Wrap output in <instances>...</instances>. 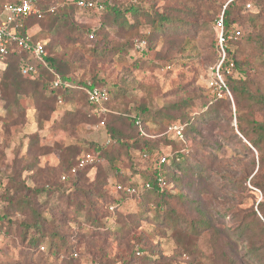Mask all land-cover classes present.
<instances>
[{
	"label": "rangeland",
	"instance_id": "rangeland-1",
	"mask_svg": "<svg viewBox=\"0 0 264 264\" xmlns=\"http://www.w3.org/2000/svg\"><path fill=\"white\" fill-rule=\"evenodd\" d=\"M8 1L11 0H0V4ZM231 1L234 0H144L143 3L147 9L159 13L190 7L199 23L209 24ZM121 5L127 7L128 3L123 0ZM71 16L74 24L83 30L90 29L97 33L102 24L98 36L89 42L83 35L77 44H71L65 39L69 29L64 28L63 33L51 38L52 43L46 49L48 54L69 66L70 75L88 81L94 78L96 82L106 85L113 95H117L113 101L114 109L135 112L140 116L144 113L154 131L161 130L169 122L182 120L183 116H201L213 97L231 100L228 90L223 87L225 77L219 71L221 51L214 27V34L204 28L189 45L179 40L174 43L178 47H173L159 39L155 41L154 49L148 50L147 43V53L144 55L136 51L128 57L123 53L124 48L128 46L131 49L133 40L145 37L150 32L143 21L137 29H129L128 25L115 27L111 21H103L92 12L76 10ZM125 18L127 24L133 22L129 15ZM189 18L191 20L192 17ZM239 29L242 35L244 29ZM40 31V25L28 29L30 35H39ZM100 36L105 39L98 41ZM42 40L46 44L49 42L48 38ZM230 48L236 50L235 47ZM105 50H112L116 54L106 55ZM158 53L173 60L171 70L163 69L168 61L159 60L157 68L151 67ZM251 75L264 84V66L257 67V73L252 70ZM232 76L239 78V74ZM3 88L0 85V193L9 186L8 178L16 174L31 188L49 181L57 186L62 168L74 166L81 157L80 153L93 149V145L102 146L109 141L106 131L85 118L82 112L71 121H64L65 112L79 109L77 103H60L47 118V113H38L29 96L20 97L25 111L7 114L5 107L9 94L4 96ZM7 91L11 93L12 90ZM44 95L48 97L49 93ZM41 103H46V99H42ZM226 110H221L214 118L198 119L184 144L177 145L193 159L207 164L208 172L202 175L186 171L175 173L170 195L163 198L162 210L158 211L157 196L148 193L141 199L124 202L112 218L92 223L83 210L75 211L76 206L70 207L69 212L62 216L65 205L61 200L58 202L59 193L41 196L36 202L43 216L48 221L55 220L63 234L68 235L69 241L71 237L77 243V253L66 260L40 252L30 254L26 248L28 241L22 240L23 228L20 226L27 218L24 214L10 211V223L0 221V264H216L218 250L224 241H228L222 230L232 225L228 215L255 208L262 200L259 191H248V182L245 184L247 189L238 185L250 172L252 157L233 137L231 129L236 123L233 117L229 121ZM231 111L234 114L233 108ZM242 114L250 113L243 110L239 115ZM155 116L157 121L154 122L151 119ZM254 117L264 120V114ZM108 123L123 135L133 134L129 124L122 119L112 118ZM128 143L133 144V139ZM162 150L168 153L171 148ZM129 153L139 160V149L133 147ZM138 164L141 165L140 162ZM127 166L122 172L130 175ZM131 179L132 183L141 182L139 175H133ZM115 181L112 164L105 159L82 174L78 184L99 187L114 194L111 185ZM74 186L66 182L59 185V192H69L73 197ZM57 204L61 208L55 210ZM164 210H172L187 221L199 215L205 216L220 231V240L214 244L210 231H204L195 238L185 226H166L163 223ZM3 213L4 201L0 199V215ZM92 228L103 231L93 232ZM44 243H48V240ZM244 250L237 247L238 256L242 257Z\"/></svg>",
	"mask_w": 264,
	"mask_h": 264
},
{
	"label": "trees",
	"instance_id": "trees-1",
	"mask_svg": "<svg viewBox=\"0 0 264 264\" xmlns=\"http://www.w3.org/2000/svg\"><path fill=\"white\" fill-rule=\"evenodd\" d=\"M91 1L95 3L96 7L101 6L102 10L98 11L97 8H94L83 12L96 13L100 16L99 19L111 21L115 27L122 28L128 25L129 29H137L140 22L143 21V25L150 28L147 36L136 38L131 42V49L128 46L124 48L123 53L128 54V57L130 53L136 52V43L140 41H147L146 44L149 43L148 50H151L154 49L155 41L159 39H162L167 45L178 47L174 44L175 42L183 40L185 44L189 45L191 40L196 38L204 28H208L214 34L212 27L215 29L217 18L214 21L210 20L209 24L199 23L193 14V8L190 7L159 13L147 9L145 3H143L144 0H136L135 3H132L131 0H125L128 3L127 7L121 5L123 0ZM15 2L17 0L2 3L0 9L4 4ZM45 4H48V2ZM247 4L250 5V9H246ZM42 6L46 7L43 4ZM76 10L73 3H67L57 8L53 14H46L44 16L46 20H42L44 18L37 19L36 17L25 19L20 30L22 33H27L31 26L40 25L41 34L32 35L31 42L33 44L42 42L45 44V49L50 47L54 37L60 35L61 32L63 33L64 28L69 29L65 34L68 43L77 44L83 35H86L87 41H94L102 28V24L97 33L90 29L83 30L76 26L71 19V15ZM222 12L225 58L219 71L225 77L224 87L228 90L231 100L226 97L222 99L213 97L209 100L210 105L207 106L206 111L201 116L197 118L196 115L187 118L183 116L182 120L176 121L175 123L184 126L180 138H173L165 133L167 126L174 121L167 123L161 130L154 131L148 125L147 116L144 113L143 116H140L135 112H120L114 109L113 101L117 95H113L106 85L96 82L94 78L88 81L70 75V67L58 62L51 54L44 58L47 67L39 64L34 75L22 76L21 66L26 63V54L14 46L9 49V53L4 58L6 68L0 71V85L4 86L3 95L7 96L9 94L6 98V113H23L25 109L21 106L19 98L27 96L33 100L39 114L40 112L47 113V118L51 116L56 105L60 103H77L79 109L75 112H65L64 121H71L82 112L85 118L97 126H100V123L103 122L104 125L101 127L106 131L109 138L107 144L102 146L93 145V149L80 153L79 157L87 153L98 154L99 161L93 166H98L101 161L108 159L112 164L114 178L116 179L115 183L111 185L114 194L95 186L83 187V185L78 184L80 176L92 166L79 170L75 175H70L69 170L72 165H69L64 169L62 168L57 181L59 185L66 182L75 185L73 197H70L72 194H69V192L64 193V191L59 192V185L55 186L51 181L42 186L31 188L26 186L19 174L8 178L9 186L0 193V199L4 201V213L0 215V221L5 220L9 224L10 211L26 216V221L20 226L23 228L22 240L28 241L26 248L30 254L40 252L49 257H55V259L66 260L77 253V243L71 237L69 241L68 235L63 234L55 220L48 221L43 216V212L36 202V199L41 196L59 193L58 202L61 200V203L65 205L62 216L69 212L70 207L72 209L76 206L75 211L83 210L87 219L91 220L92 223L112 218L115 213L120 211L124 202L141 199L148 193L157 196L158 211L162 210L163 198L170 195V186L172 180L174 181L175 173L186 171L195 175H202V173L208 172L209 166L207 164L193 159L177 145L184 144L186 136L194 131V125H196L198 119L205 120L206 118L217 117L221 110L227 109L229 121L233 117L236 123L234 128L231 129L233 137L238 145L252 157L251 170L238 185L241 184L247 189L245 184L248 182V191H259L262 194V200L255 208L233 212L228 215L232 225L222 230L228 241H224L222 248L220 247L218 250L216 264H244L245 262L248 264H264V120L254 117L257 114H264V84L260 80L256 81L251 75L252 70L257 73V67L264 66V24L262 23L264 0H234L229 2ZM126 15L133 18L131 24H127ZM189 17L193 19L190 20ZM29 24H31L30 27ZM106 25L108 24L106 23ZM239 28L244 29L242 35ZM89 36H92V38L90 39ZM45 38L49 39L47 44L42 40ZM103 39L105 38L100 36L98 41ZM230 47H235L236 50H231ZM105 52L106 55L111 56L116 54L112 50H105ZM145 53H147V49L143 52V55ZM205 59L207 61L208 57ZM156 60L152 64L150 63L151 67L157 68L160 65L159 60L168 61L165 66H170V68V64L173 63V60L168 59L167 56H159V53ZM133 66L137 67V65ZM229 72L230 74H228ZM55 74L59 76L63 83L70 86L51 89ZM233 74H239V78H233ZM82 87L102 88L107 91L108 100L103 104L107 110L106 114L101 115L94 112L93 106L86 101L85 94L80 89ZM7 89H11V93H7ZM46 92L49 93L48 97L44 95ZM42 99H46V103H41ZM222 106H224V109H222ZM231 108L234 109V114H232ZM243 110H247L250 114L239 115ZM141 111L144 112L143 109ZM112 118L126 121L133 134L131 136L123 135L113 128L112 124L109 125L108 122ZM151 120L157 121L156 116ZM168 120H171V118L168 117ZM137 122H139L138 125ZM132 139L133 144H129L128 141ZM133 147L139 149V160H135L130 154L131 152L129 153ZM162 148H171V150L164 153ZM162 159H164V163H161ZM139 162L141 165L138 164ZM117 163L119 166L116 165ZM126 166L131 172L130 175H125L122 172ZM33 167L31 166V168ZM253 172L255 173L249 179L248 176ZM66 175L68 176L67 180L62 181L61 177ZM133 175H139L141 182L132 183L131 177ZM158 178L162 180L161 187L157 184ZM147 184L150 186L149 190L145 189ZM116 185H130L135 189V193L129 195L124 191H117ZM59 208L61 206L57 204L55 210ZM164 211L166 212L163 223L166 226L172 225L174 228L185 226L190 235L195 238H198L204 231H210L214 244L220 240V231L205 216L199 215L194 220L187 221L183 216L172 210ZM92 230L93 232L103 231L99 228H92ZM71 236H74V234H71ZM46 239L48 243H44ZM239 246L245 249L242 257L238 256L237 247Z\"/></svg>",
	"mask_w": 264,
	"mask_h": 264
},
{
	"label": "built area",
	"instance_id": "built-area-1",
	"mask_svg": "<svg viewBox=\"0 0 264 264\" xmlns=\"http://www.w3.org/2000/svg\"><path fill=\"white\" fill-rule=\"evenodd\" d=\"M48 2V4H45ZM135 3L136 0H131ZM67 3H73L78 11L92 10L97 8L98 11L102 10V7H96L95 3L91 0H17L15 3L4 4L0 9V71L6 68V63L4 61L5 56L9 53V49L14 46L18 50H21L26 54V63L21 66L22 76L34 75L37 69V65L41 64L44 67L46 63L44 58L48 56V52L45 49V44L42 42L32 43L31 37L28 32L22 33L20 30L23 27V21L30 17H36L37 19H42L46 14H53L55 10ZM46 5V7L42 6ZM246 9H250V5H246ZM215 30L217 32L218 46L221 51V61L222 64L225 53L223 48V12L217 17L215 21ZM91 39L92 36H89ZM147 44L145 41H140L136 43L135 50L138 53H143L146 50ZM33 61V63H31ZM164 71L170 70V66H164ZM223 85V84H222ZM69 87L70 85L65 84L61 81L58 75L55 74V79L51 84V89H56L58 87ZM224 87V85H223ZM84 94L86 101L93 106L94 112L104 115L107 110L104 108L103 104L108 100V93L102 88H80ZM137 125L139 122L136 123ZM103 122L100 126H103ZM184 126L180 123H172L167 126L165 133L173 138H180L182 136ZM98 161V154H84L77 159L74 166L69 170L70 175H75L79 170L93 166ZM164 163V159L161 160ZM68 176H62L61 180H67ZM162 180L158 178L157 184L161 187ZM117 191H124L129 195L135 193V189L130 185H116ZM145 189L149 190V184L145 185ZM111 209V208H110ZM43 250V248H41Z\"/></svg>",
	"mask_w": 264,
	"mask_h": 264
}]
</instances>
